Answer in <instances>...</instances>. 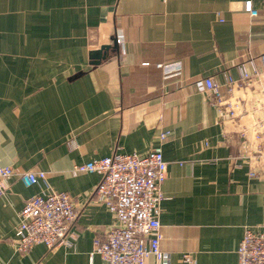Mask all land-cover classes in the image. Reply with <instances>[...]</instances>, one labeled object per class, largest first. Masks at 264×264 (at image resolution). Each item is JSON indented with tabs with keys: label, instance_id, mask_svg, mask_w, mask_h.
I'll list each match as a JSON object with an SVG mask.
<instances>
[{
	"label": "crops",
	"instance_id": "0c3cea01",
	"mask_svg": "<svg viewBox=\"0 0 264 264\" xmlns=\"http://www.w3.org/2000/svg\"><path fill=\"white\" fill-rule=\"evenodd\" d=\"M246 1L0 0V165L46 175L30 187L14 179L0 198V264H105L92 254L115 219L95 200L101 177L74 168L157 146L168 163L167 259L145 264H239L246 230L264 231V179L234 166L237 149L199 84L238 78L250 60L260 66L264 0H252L255 17ZM114 37L119 52L93 65ZM176 63L175 76L158 68ZM52 191L74 204V247L20 254L25 202Z\"/></svg>",
	"mask_w": 264,
	"mask_h": 264
},
{
	"label": "built area",
	"instance_id": "2783aa9c",
	"mask_svg": "<svg viewBox=\"0 0 264 264\" xmlns=\"http://www.w3.org/2000/svg\"><path fill=\"white\" fill-rule=\"evenodd\" d=\"M246 10L252 16V0L246 1ZM238 66L239 77L226 76L225 84L214 78H204L200 90L208 96L218 114L226 142L233 144L237 155L234 166L240 164L253 179H264V55ZM166 77L181 72V65L159 64ZM169 132L161 134L166 141ZM80 174H97L101 182L96 188L95 200L105 205L115 219L103 241L96 242L93 255L105 264H145L149 257L158 262L167 259L161 250L162 232L159 221L163 200L162 185L168 176V163L162 146L151 148L145 154H114L102 159L76 165ZM39 171L17 173L12 167L0 165V198L18 179L30 187L45 179ZM77 213L70 195L49 192L29 198L19 214L16 249L29 253L35 246L50 250L64 246L74 247L73 232ZM239 264H264V231L247 229L238 249ZM191 262L190 257H186Z\"/></svg>",
	"mask_w": 264,
	"mask_h": 264
},
{
	"label": "water",
	"instance_id": "95a60500",
	"mask_svg": "<svg viewBox=\"0 0 264 264\" xmlns=\"http://www.w3.org/2000/svg\"><path fill=\"white\" fill-rule=\"evenodd\" d=\"M112 42H113L112 45L103 46L99 51L94 52L92 54V59H94L93 65H98L100 62L106 60L111 51L112 52H119L120 47H119L118 38L114 37L112 39ZM78 76H76V77H78Z\"/></svg>",
	"mask_w": 264,
	"mask_h": 264
}]
</instances>
